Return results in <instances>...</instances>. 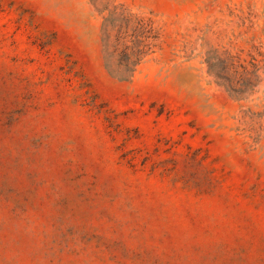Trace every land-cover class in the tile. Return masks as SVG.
Returning a JSON list of instances; mask_svg holds the SVG:
<instances>
[{"label":"rangeland","instance_id":"obj_1","mask_svg":"<svg viewBox=\"0 0 264 264\" xmlns=\"http://www.w3.org/2000/svg\"><path fill=\"white\" fill-rule=\"evenodd\" d=\"M0 264H264V0H0Z\"/></svg>","mask_w":264,"mask_h":264}]
</instances>
